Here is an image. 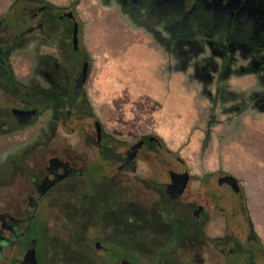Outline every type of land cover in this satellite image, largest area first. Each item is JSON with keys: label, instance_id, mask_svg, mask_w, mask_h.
Returning <instances> with one entry per match:
<instances>
[{"label": "flooded vegetation", "instance_id": "flooded-vegetation-1", "mask_svg": "<svg viewBox=\"0 0 264 264\" xmlns=\"http://www.w3.org/2000/svg\"><path fill=\"white\" fill-rule=\"evenodd\" d=\"M111 1L119 3H107ZM119 1L132 9L138 3L135 7L144 9L141 15L148 24L165 28L159 40L174 47L177 71L188 74L193 61L202 58L214 79L234 74L254 76L260 85L251 95L218 89L219 102L231 104L226 112H249L252 118L264 112V0ZM79 4L80 0H9L0 6V264H24L31 250L36 264H88L70 262V246L76 255L88 249L94 252L92 264H118L125 259L137 264L134 261L140 262L133 259L134 254L149 253L132 242L138 210L150 205L132 198L135 192L121 184L120 174L136 172L145 149L156 148L162 154L164 145L156 136H143L137 142L144 140V145L132 161L126 163L132 145L121 159H114V137L92 107L81 113L83 106L89 105L84 103L88 80L82 88H77V80L87 63L90 76L91 62L82 46ZM229 31L234 38L228 39ZM84 118H90V125H94L90 135L84 136L86 144L91 152L98 151L105 163L96 157L88 165L87 156L66 150L67 127L81 125ZM97 122L102 124L100 134ZM173 171H168L170 182L165 187L150 186L158 197L151 205L163 200L169 204L164 207L168 215L176 211L173 207H181L186 213L184 220L196 226L183 232V245L172 252L177 257L170 264H212L203 255L222 258L220 264H264V245L251 219H242L244 215L247 218L245 209L242 211L236 200L226 206L224 194L212 190L209 178L201 182L198 191L189 193L191 174L182 195L172 198L168 190ZM95 172L116 180L113 198L109 197L104 212L90 204L94 219L80 222V226L78 222L74 230L68 225L69 202L85 196L83 178ZM219 175L218 183L231 174ZM220 186L235 194L243 191L241 187L235 192L226 183ZM227 207H231L233 218ZM164 209H160L161 214H165ZM221 217L226 231L209 235L208 226Z\"/></svg>", "mask_w": 264, "mask_h": 264}, {"label": "rangeland", "instance_id": "rangeland-1", "mask_svg": "<svg viewBox=\"0 0 264 264\" xmlns=\"http://www.w3.org/2000/svg\"><path fill=\"white\" fill-rule=\"evenodd\" d=\"M8 1L0 0V5ZM56 1L65 2V0ZM117 1L120 4L112 1L107 3V0H80L78 13L82 21V46L91 62L90 76L86 84L87 97L84 100V103L89 105L85 104L81 113L92 107L107 133L117 141L114 159H121L130 146L143 136H156L164 145L162 154L156 152V148L145 149L138 161L139 167L136 172L120 174L121 184L130 186L134 190L135 194L132 198L137 199L141 204L150 205L148 208L138 210L137 222L133 223V228L137 231L136 238L132 242L139 249L143 247L149 253L134 254L133 257L140 263L133 261L137 264L174 263L177 255L172 252L185 240L186 235L183 232L190 231L196 226V223H191L189 219L184 220L186 213H182L184 209L181 207L172 206L176 211L168 215L164 207L169 204L163 200L160 204L151 205L158 197L150 186L156 183L159 184L157 186L165 187L170 182L168 176L170 169L187 170L192 175L193 179L188 187L189 193L198 191L201 182L209 178L206 180H210L212 190L224 194L226 206L236 200L240 209L242 211L245 209L247 218L244 215L242 219L245 222L251 219L254 231L260 243L264 245V237L260 235L252 219L243 180L240 179L242 175L234 174L239 168L234 163L224 162L225 155L223 156L224 147L233 148L237 144L230 143L226 139L230 126L233 130L234 125L240 124L231 119H251L252 116L249 112L242 115L235 111L226 112L231 110V104L226 102L227 105H224L225 103H220L217 99L220 93L218 89L228 93H234L237 89L251 95L252 89L260 84H257L254 76L249 73L236 76L234 74L220 80L214 79L209 65L202 58L192 60L188 74L177 71V62L173 56L174 47L159 40V35L162 37L165 35V28L148 24L149 20L145 21L141 15L144 9L135 7L139 6L138 3H135L132 9L131 6H124L119 0ZM88 24L105 37L106 45L117 48L115 53L118 58L93 57L86 44ZM168 32L171 33V30L168 29ZM234 37V33L229 31L228 39ZM228 46H230L229 40L226 41V47ZM139 54L141 58H138ZM245 63L243 62L241 67ZM115 72L117 78H111ZM130 77L134 78L135 85L140 87L139 92H133L125 85L130 81ZM143 81L146 83L144 88ZM90 122V118H84L81 125L72 124L67 127L66 150L87 156L88 165H92L96 157H100L99 161L105 163L101 154L97 150L96 153L91 152L86 144L84 136L90 135L91 127L94 129V125H90ZM224 126L228 129L220 134ZM218 134H220L219 142L212 144L211 135L217 138ZM168 152L174 155L170 156ZM211 166H213L212 171H209ZM116 172L115 169L109 175L113 176ZM220 173H229L238 177L242 193L235 194L229 188L220 186L218 183ZM83 181L85 196L69 202L68 225L74 230L78 222L80 226V222L94 219L90 204H94L101 212L106 210L105 204L109 197L113 198L111 192L115 191L116 187V180L104 177L98 172L85 175ZM134 208L135 206L131 207ZM161 208L164 209L165 214H161ZM227 208L230 214L231 207ZM230 218H233L232 214ZM224 223L223 217L210 223L207 228L209 235H221L225 232ZM166 235H171V238L168 239ZM75 252L76 250L70 246L67 250V259L71 260L76 255ZM203 256L204 259L209 258L212 264L223 262L222 258L219 259L215 255ZM102 258L104 257L101 254L98 255L100 263L104 261Z\"/></svg>", "mask_w": 264, "mask_h": 264}, {"label": "crops", "instance_id": "crops-1", "mask_svg": "<svg viewBox=\"0 0 264 264\" xmlns=\"http://www.w3.org/2000/svg\"><path fill=\"white\" fill-rule=\"evenodd\" d=\"M86 35L88 39L86 44L94 58H118L115 53L117 48L106 45L105 37L100 35L90 24L86 26ZM138 58H141L140 54ZM114 61L118 60L114 59ZM115 74L116 72L111 78H117ZM135 83V79L130 77V81L125 83V85L133 92H139L141 89ZM143 84L144 88L146 83L143 81ZM231 120L238 121L240 124L234 125L235 128L233 130L230 126L229 130H227L226 139L230 143L235 142L237 144L233 148H223L224 162L227 164L234 163L239 168L234 174L242 175L240 179L243 180L252 219L256 229L264 237V112L259 113L256 118H235ZM226 128L228 129L226 126L221 128L220 134ZM220 134L217 135V138L211 135L210 142L212 144L219 142ZM212 167H210L209 171H212Z\"/></svg>", "mask_w": 264, "mask_h": 264}, {"label": "water", "instance_id": "water-1", "mask_svg": "<svg viewBox=\"0 0 264 264\" xmlns=\"http://www.w3.org/2000/svg\"><path fill=\"white\" fill-rule=\"evenodd\" d=\"M88 77H89V67L87 63L86 65H84V68L79 75V78L77 80V88L84 87L88 80ZM32 114L33 112L29 113L28 114L29 117H31ZM96 127L98 130V133L100 134L102 124L100 122H97ZM143 145H144V140H141L131 146V148L128 150V157H127L126 163H129L136 157L137 153L143 147ZM171 178H172V183L170 184L168 191L172 198H177L180 195H182V193L185 191L190 181V173L189 172L178 173L176 171H173L171 172ZM224 183L231 185L235 192H239L241 190V185H240L238 178H236L233 175H226L219 179L220 185ZM24 264H36L35 255L32 250L28 253L27 258L24 261ZM118 264H134V263H131L128 259H125L122 263H118Z\"/></svg>", "mask_w": 264, "mask_h": 264}, {"label": "trees", "instance_id": "trees-1", "mask_svg": "<svg viewBox=\"0 0 264 264\" xmlns=\"http://www.w3.org/2000/svg\"><path fill=\"white\" fill-rule=\"evenodd\" d=\"M114 140V144H115ZM91 250H87L86 252H82V253H78L77 255H75L74 257L71 258V260H69L70 262H82V263H88V264H92L94 262V256ZM133 257V256H132ZM134 260H136L133 257Z\"/></svg>", "mask_w": 264, "mask_h": 264}]
</instances>
